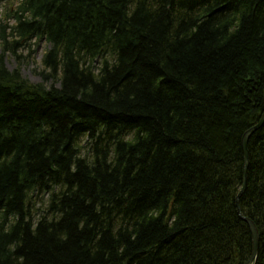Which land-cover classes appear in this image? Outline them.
I'll use <instances>...</instances> for the list:
<instances>
[{"label": "trees", "instance_id": "16d2710c", "mask_svg": "<svg viewBox=\"0 0 264 264\" xmlns=\"http://www.w3.org/2000/svg\"><path fill=\"white\" fill-rule=\"evenodd\" d=\"M9 17L0 264H246L264 0H19ZM30 40L50 46L41 85L6 65ZM249 151L240 208L264 264V126Z\"/></svg>", "mask_w": 264, "mask_h": 264}, {"label": "rangeland", "instance_id": "374dc122", "mask_svg": "<svg viewBox=\"0 0 264 264\" xmlns=\"http://www.w3.org/2000/svg\"><path fill=\"white\" fill-rule=\"evenodd\" d=\"M18 0H0V21L8 23L12 25L13 23L5 21V17H7L10 10L15 12L14 8L17 4ZM3 26V24L0 25ZM10 33V32H9ZM9 36L8 38H11ZM48 50V46L45 44H40L36 46L35 44L30 45V47H25L24 49H20V53L23 56L22 64H19L18 60H15V57L9 55L6 59V65L9 70L13 71L16 68L21 66V75L25 78L30 84L32 85H41L42 84V77L39 75L44 71V66L42 64V58L45 52ZM0 48V54H1ZM31 51L32 53H29ZM50 86V84L48 85ZM46 201V199H44Z\"/></svg>", "mask_w": 264, "mask_h": 264}, {"label": "bare ground", "instance_id": "6f19581e", "mask_svg": "<svg viewBox=\"0 0 264 264\" xmlns=\"http://www.w3.org/2000/svg\"><path fill=\"white\" fill-rule=\"evenodd\" d=\"M184 20H188L187 18H185ZM189 21V20H188ZM251 130V129H250ZM248 132V131H247ZM246 132V133H247ZM257 132V131H256ZM245 133V134H246ZM255 133V132H254ZM253 133V134H254ZM253 134H251V136L249 137V141H248V163H246V153H245V151H244V148H243V151H244V160H243V173H244V170H246V174H247V176H246V180H247V185H246V187L244 188V186H245V182H244V184H243V188H241L240 189V191H239V195H238V197H237V212H238V215H239V217L241 218V220H243L247 225H248V227H250V224H253V225H255L256 227H257V225L255 224V222L251 219V218H247V217H245L244 215H243V213H242V211H241V208H240V198H241V196L242 195H244V193L246 192V190H247V186H248V175H249V169H250V165H251V158H250V151H249V142H250V139L252 138V136H253ZM245 136V135H244ZM243 180H244V176H243ZM171 214H172V211L170 210L169 212H167V216L168 215H170L171 216ZM170 216H168L169 218H170ZM172 218V217H171ZM252 245H253V238H252ZM260 249H261V247H260V242H259V244H258V248H257V251H256V259L253 261V264H255L256 263V261H257V259L259 258V252H260ZM253 251H254V247H253V249H252V254H253ZM252 254H251V256H252ZM122 256H125L124 254H122ZM251 258V257H250Z\"/></svg>", "mask_w": 264, "mask_h": 264}, {"label": "water", "instance_id": "95a60500", "mask_svg": "<svg viewBox=\"0 0 264 264\" xmlns=\"http://www.w3.org/2000/svg\"><path fill=\"white\" fill-rule=\"evenodd\" d=\"M263 126H264V115H263L261 121L259 122V124L256 125L251 130H249L245 134V136L243 138V148H244V151L246 153V163H248V141H249V137L251 136V134H253L254 132L258 131ZM243 176H244V182H245L244 188H245L246 185H247L246 184L247 183V180H246V176H247L246 170H244ZM250 230H251V234H252V238H253L254 251H253V254H252L250 260L246 264H253V261L256 259V251H257L258 244H259V231H258L257 227L255 225H253V224H250Z\"/></svg>", "mask_w": 264, "mask_h": 264}]
</instances>
